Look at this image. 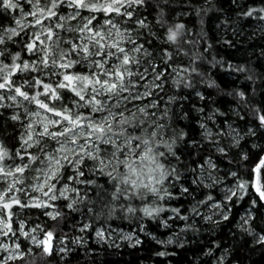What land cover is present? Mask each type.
Instances as JSON below:
<instances>
[{
    "label": "snow or ice",
    "instance_id": "1",
    "mask_svg": "<svg viewBox=\"0 0 264 264\" xmlns=\"http://www.w3.org/2000/svg\"><path fill=\"white\" fill-rule=\"evenodd\" d=\"M237 2L245 7V0ZM176 7H182L177 0H0V70L5 73L0 89L15 92L0 94L5 102L0 103V181L4 185L0 205L12 217L0 214L5 229L0 236L13 231L14 212L30 206L45 210L49 217L63 215L47 210L58 204L70 212L87 204L88 214L97 217L120 211L125 218L142 213L157 219L167 209L172 216L188 220L183 208L162 201L191 196L192 215L211 221V214L198 211L211 202L219 219L226 221L234 197L244 199L254 190L258 195L250 201L247 215L250 219L264 216V100L251 103L248 93L240 89L228 93L247 105V110L229 109L246 129L242 133L232 127L231 118L216 107L213 97L194 91L203 106L193 105V109L201 114L210 109L207 116L197 120L198 131L174 126L180 113L190 119L184 106L177 110L179 100L188 97L169 94V80L176 88L194 90L185 65L175 63L181 54L189 55L182 41L194 29L169 19ZM257 13L264 17V0L247 4L239 15L251 18ZM180 15L188 13H176ZM201 58L192 54L194 61ZM187 72L198 73L200 84L206 83L209 89L219 87L191 63ZM13 73H25L29 79L16 84ZM21 97L35 107L10 110L6 101L19 105ZM250 140L258 143L248 147ZM233 154L238 157L234 164ZM225 162L229 169L219 175ZM228 178L233 182L230 187ZM21 182L23 188L18 187ZM221 184L224 195L217 199L213 193ZM25 189L38 195H27L25 203L18 195ZM198 189L208 190L203 199L195 198ZM19 223L20 234L29 236L25 221ZM159 224L167 228L168 218ZM80 227L88 229L90 223L81 220ZM139 228L144 230L143 225ZM245 231L256 237L254 243L264 246V226L258 233L251 225ZM149 235L156 239L155 234ZM52 236L51 229L43 233V239L32 235L31 244L41 246L43 256L54 254L49 244ZM96 237L103 240L105 230L97 228ZM125 238L132 244L142 243L134 233L121 237ZM32 251L31 246L25 250L18 238L12 244L0 243V264H24L22 258ZM61 251V259L68 257V249ZM206 251L215 255L212 247ZM228 259L230 249L226 248L213 264H227Z\"/></svg>",
    "mask_w": 264,
    "mask_h": 264
},
{
    "label": "trees",
    "instance_id": "2",
    "mask_svg": "<svg viewBox=\"0 0 264 264\" xmlns=\"http://www.w3.org/2000/svg\"><path fill=\"white\" fill-rule=\"evenodd\" d=\"M253 2L258 3L259 0H245L244 8L239 6L237 0H177L182 7H176L169 19L172 22H176L177 19L183 21L189 29H194V31L184 36L182 41L189 55L181 54L175 63L185 65L186 76L191 75L194 79V90L176 88L169 80L171 89L169 94L178 98L188 97L186 101L179 100L177 110L184 106L183 111L189 113L190 119H184L183 113H180L175 127L198 131L197 120L201 116H207L210 109L202 114L193 109V105L203 106L199 99L194 97V91L203 90L206 95L213 97L217 101L216 107H220L224 116L231 118L232 124L238 125L241 130L244 129L241 120L229 109L247 110V105L240 103V98L236 95L230 96L228 93L240 89L248 93L251 103L264 100V17H260L259 13L251 18L239 15L246 10L247 4ZM188 4L191 7H187ZM197 8L200 12L196 11ZM177 12H187L188 15L176 17ZM151 18L154 21L155 13ZM189 40L192 43H183ZM192 54L202 58L194 61ZM5 63H11V61L5 60ZM190 63L199 68L205 77L214 79L219 87L209 89L206 83L201 85L202 77L198 73L187 72V66ZM229 63L233 65L232 68H229ZM240 65L244 67L238 71L237 68ZM4 74V71H0V77ZM35 75L36 73L32 72V76ZM13 76L16 84H20L22 79H29L26 74L13 73ZM190 109L193 110L190 112ZM196 138V136L189 137V139ZM253 142L258 143V141L250 140L247 146L250 147ZM237 159L238 157L233 154V164ZM222 169L226 172L229 165L226 162L223 163ZM232 170L236 169L233 167ZM197 191L200 192L199 189ZM207 191L205 189L195 198L203 199ZM213 195L218 198L215 192ZM255 195L258 194H255L253 190L249 191L244 199H240L238 195L234 197L228 219L213 225L203 223L199 217L191 214L189 211L193 203L191 196L165 199L162 203L170 204L172 207H181L188 212L190 217L184 220L182 216H173L170 219L172 226L167 228L159 224L160 219L171 215L167 209L157 219L143 217L142 213L125 218L126 214L120 211L112 216L105 212L104 215L97 217L88 214L89 205L87 204L78 206L75 212H70L63 205H58L57 211L62 212L63 215L49 218L42 211L30 206L27 209L23 208L24 219L39 223L45 231L51 229L55 242L58 239L67 238L69 244L66 249L69 250V255L61 259L64 253L55 250L54 254L43 256L41 247H32L33 251L22 259L24 264H32L33 260L35 264H213L214 258L227 248L230 249V259L227 260V264H232L233 260L239 261V264H264V246L254 243L255 237L237 230L236 227L241 213L249 209V203ZM236 199H240V203H236ZM24 201L27 203V198H24ZM208 203L206 202L205 206ZM205 206L198 208V211L203 210ZM261 211L264 212V209ZM81 220L90 223V227L83 231L85 234L83 240L87 239V241L83 245L70 243L71 237L78 233L77 229L80 227ZM251 223L258 233L264 226V216H256ZM184 224H191L193 227L185 229ZM140 225L144 226V232L139 233L142 240L139 245L123 243L121 246L111 247L105 243L92 242V234L100 226L138 231ZM173 227L185 237L183 244L160 243V240L173 234ZM149 233L155 234L156 239H153ZM214 241H221V243L213 244ZM209 247L213 248L214 256L207 253L206 249ZM89 249L91 251H87ZM160 251L166 252L167 255H158Z\"/></svg>",
    "mask_w": 264,
    "mask_h": 264
},
{
    "label": "rangeland",
    "instance_id": "3",
    "mask_svg": "<svg viewBox=\"0 0 264 264\" xmlns=\"http://www.w3.org/2000/svg\"><path fill=\"white\" fill-rule=\"evenodd\" d=\"M33 59H35V57H33ZM0 71H3V70H0ZM20 74H25V73H20ZM172 75H176V72H173ZM0 94L6 95V96H11V95L15 94V92H14V89H11V90H9V89H0ZM19 99L21 101V103L19 105H17L16 101H12L10 99L6 101V103H7V105H8L10 110L14 111V110H16V108H19L20 112H24L25 107H28L29 110H32L35 107L33 104H30L29 102L24 101V99L22 97L19 98ZM0 103H5V102L0 101ZM160 103H161V107H162L164 101L162 102V100H161ZM232 127L233 128H239L241 130V128L238 125L232 124ZM245 131H246L245 128L241 130L242 133L245 132ZM227 142L228 141H227V138H226L225 139V143H227ZM219 175H226V172L225 171H221L219 173ZM31 182L32 181L29 180V183H31ZM227 182H228V186L229 187L231 186V183H233L231 181V178H228ZM3 186H4L3 182L0 181V188H2ZM18 187L19 188H23L24 187L23 182H21L18 185ZM223 190H224V184H221L220 186L216 187L215 193L218 196L217 199H222V197L224 195V191ZM29 194L38 195V193L31 192L28 189H25V192H23V193H18V195L23 196L24 198H27V195H29ZM6 195H8V194L6 193ZM225 203L227 204L228 202H225ZM47 210H55V211H57V207H56V209H47ZM40 211H42L43 214L45 215V210L41 209ZM199 211L202 212V215L211 214L212 217H213V219L211 221H204L202 219V216H200L199 219L203 223H209V224L213 225V224H216L217 222L221 221L219 219L220 213L217 212L216 209L211 207V202H209L203 208V210H199ZM247 211H248V209H246L245 211H243L241 213V215L239 217V221L236 224V227H237V230L242 231V232H244L246 234H249L250 236H253L252 233H249V232L245 231V229H247L250 225H251V227H253V225L251 223L253 218L250 219L248 217ZM0 214H2L6 219H12V217H7V212H6V210H3L2 205H0ZM23 214H24V209L23 208H18L16 210V212H14V217H15L14 229H13L12 232L8 233L6 236H0V243L12 244V243H15L17 241V238H18L20 241H24L25 250L29 246H31V247H41V246H37V245H32L31 244V236L35 235L39 239H43V233L46 232V231L43 229V227H41V225L39 223L29 222L26 219H24ZM47 217H49V216H47ZM172 217H173L172 215H168L167 217L166 216L164 217V218H168V226H172V225H170V222H171L170 219H172ZM49 218H53V217H49ZM21 220L25 221L24 228H25V231H27L29 233V236H27V237L21 235L20 232H19V228H20V223L19 222ZM245 221H248V222L245 223ZM98 228H103L105 230V238L103 240L97 238L96 237V230H95L93 232V234H92V242L93 243H100V244L105 243L107 246H111V247L121 246V245H123V243H125L126 245H134V244L130 243L127 238L121 239V237H127L128 233H134L135 236H139V233L144 232V230L141 231L140 229L138 231H135V229L134 230H128V229H122V228H119V227H110V226H100ZM77 230H78V233L76 235H74V237H71V239L69 241H70V243H73V244H81V245H83L87 241V239L83 240V238H85V234H84L83 231H85L87 229H81V227H78ZM3 231H5V229H4V227L2 225H0V232H3ZM172 232H173V234L168 235L167 237H165L162 240L170 241L167 244H178V245L183 244V242L185 241V237L180 235L177 231H175V227H173V231ZM77 237H79V241L75 240V238H77ZM162 240H160V241H162ZM67 242H68L67 238H61V239H58L55 242L54 236H52V238L49 240L50 246L52 248H54L55 250H57V251H61L62 249H66L67 245L69 244ZM220 255L221 254H218L214 258V260L217 257H219Z\"/></svg>",
    "mask_w": 264,
    "mask_h": 264
}]
</instances>
